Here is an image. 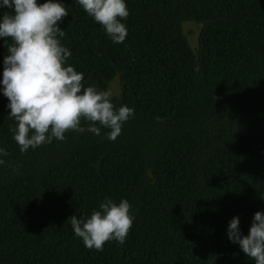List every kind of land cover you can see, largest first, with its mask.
<instances>
[{"label": "trees", "instance_id": "1", "mask_svg": "<svg viewBox=\"0 0 264 264\" xmlns=\"http://www.w3.org/2000/svg\"><path fill=\"white\" fill-rule=\"evenodd\" d=\"M63 3L69 64L85 86L117 80L113 103L135 112L115 140L81 121L21 152L0 93V264H254L226 228L238 216L247 235L264 211V0H126L123 43ZM186 22L198 25L195 49ZM106 196L128 199L135 218L123 244L97 251L70 216Z\"/></svg>", "mask_w": 264, "mask_h": 264}, {"label": "clouds", "instance_id": "2", "mask_svg": "<svg viewBox=\"0 0 264 264\" xmlns=\"http://www.w3.org/2000/svg\"><path fill=\"white\" fill-rule=\"evenodd\" d=\"M88 16L99 23L113 43H123L129 15L126 0H76ZM0 38H10L8 54L0 72V93L8 100V116L15 121L10 129L19 150L26 152L43 144L64 140L68 130H86L96 136L102 128L115 140L122 125L134 115V108L117 107L109 90L85 86L84 73L69 64L71 51L61 43L59 27L68 15L63 0H0ZM8 152L0 146V165ZM132 205L126 198L105 197L90 214L70 216L76 236L89 249L102 251L106 241L123 244L133 225ZM238 216L226 228L230 242L254 261L264 264V211L253 213L247 235L241 232Z\"/></svg>", "mask_w": 264, "mask_h": 264}, {"label": "rangeland", "instance_id": "3", "mask_svg": "<svg viewBox=\"0 0 264 264\" xmlns=\"http://www.w3.org/2000/svg\"><path fill=\"white\" fill-rule=\"evenodd\" d=\"M198 25L193 22L184 23V32L189 40L191 46L195 49L197 46V34H198ZM113 95L119 94V84L117 80L111 82L110 87L108 89Z\"/></svg>", "mask_w": 264, "mask_h": 264}]
</instances>
